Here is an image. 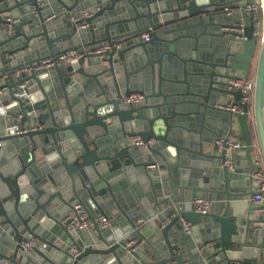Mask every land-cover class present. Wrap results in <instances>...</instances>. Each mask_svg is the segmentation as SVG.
<instances>
[{
    "label": "water",
    "instance_id": "95a60500",
    "mask_svg": "<svg viewBox=\"0 0 264 264\" xmlns=\"http://www.w3.org/2000/svg\"><path fill=\"white\" fill-rule=\"evenodd\" d=\"M253 1L0 0V90L8 89L0 95V264H233L231 255L240 260L247 247L262 248L264 229L250 227L245 218L255 209L247 199L255 191L227 165L216 169L215 161L225 163L227 155L209 139L197 135V146L189 148L171 139L178 102L168 101L156 83L168 52L160 42L168 35L202 25L204 33L221 37V53L198 72L200 104L226 110L230 135L235 126L248 161L253 166L259 153L262 163L255 168L264 166V39L255 31L253 13L245 24L224 17L225 7ZM86 8L91 15L77 22L89 24L86 32H78L77 23L67 31L51 27L54 21L46 19L54 11L69 16ZM149 29L150 39L143 41ZM103 43L111 47L100 56L94 51ZM68 50L81 53L76 63L36 70L42 60H57ZM249 76L255 78L251 107L232 83ZM134 93L144 99L123 101ZM5 98L10 104H3ZM221 100L243 112L217 107ZM134 136L158 144L131 145ZM185 152L189 164L182 162ZM206 166L215 169L212 188L205 175L195 184L184 178ZM176 169L180 186L173 181ZM120 182L138 189L135 207L127 211L129 199L117 195ZM201 193L222 201L213 212H198L191 202ZM77 203L94 219L92 229H69L61 221ZM119 212L128 220L124 230L112 223L103 228L96 220ZM183 220L195 235L203 228L209 232L198 245L199 261L171 239L173 226L182 228ZM249 228L259 235L250 243ZM29 234L38 239L31 252L22 246ZM73 245L78 256L69 252Z\"/></svg>",
    "mask_w": 264,
    "mask_h": 264
},
{
    "label": "crops",
    "instance_id": "0c3cea01",
    "mask_svg": "<svg viewBox=\"0 0 264 264\" xmlns=\"http://www.w3.org/2000/svg\"><path fill=\"white\" fill-rule=\"evenodd\" d=\"M238 3H235V7L232 9L225 7L224 17L228 19V22H232V20L240 19L242 24L247 23L248 21V12L244 10V7H241ZM240 6V7H239ZM53 9V6H51ZM230 9L227 11V9ZM89 10L90 8L82 9L77 11L74 14L67 15L64 10L54 11L52 12L46 19L47 21H54L51 27H59L62 30H68L73 23L72 16L81 14L84 10ZM247 14V15H246ZM261 17L262 23L264 27V8L261 10ZM226 19V20H227ZM184 26L186 24H191V22L182 21ZM89 25V24H88ZM98 29V28H96ZM88 29H85L83 32H86ZM149 29L148 31H150ZM205 27L200 26H193L187 27L177 32L168 35V41L160 42L162 43V47L168 52L165 54L163 58V72L161 74L162 78H159L157 74V81L156 83L162 84L163 91L167 94L168 101H176L178 102L174 105V109L170 107V110L175 111L176 115L172 120V123L176 125V127L171 132V139L174 140L181 146L184 147H195L197 146L198 142L200 141L199 138H195L197 135H202L205 139L204 141L207 142L209 139V145L211 147L215 146L214 141L216 138L225 137V136H233L237 139H241V135L237 128L233 127V133L230 135L229 131H231V125L229 123V115L225 111L211 109V108H204L200 103L203 102L202 96L199 94V85L201 83L202 77L199 76V70L206 66L207 62L213 60L214 57L219 55L222 51L223 42L221 37H217L214 34L204 33ZM210 30V28H209ZM92 37H89L91 40ZM151 74V73H150ZM84 78L82 77L80 81H83ZM7 88L2 89L1 94H5L7 92ZM180 93V94H178ZM10 99L5 98L3 101L4 105L10 104ZM228 105L226 100H221L217 103V107L219 105ZM15 109H20L16 107ZM227 109V108H224ZM170 112V111H169ZM179 125V126H178ZM178 126V127H177ZM201 131V132H199ZM185 134L190 135L189 137ZM190 143V145H189ZM207 148L205 147V150ZM186 150H183L184 152ZM217 153H220L219 151ZM189 152H185L182 155L183 157L182 162L189 164L190 159L188 158ZM232 161L233 167L230 168L226 163H219V161H215L216 169L222 168L224 165H227L231 173L234 175H238L240 178H243L247 181V189L256 191L257 184L254 179L250 178L254 170L256 169L257 163H262L261 155L257 154V162L252 164L248 161V157L244 154L243 149H239L235 151L231 157H229ZM216 160V159H215ZM198 163H196V166ZM214 168H210L208 166L203 167L201 172L190 170L185 175V179L189 182V184H195L196 180H200L198 177L200 176H207L209 180V188L213 187L214 180ZM213 174H210V172ZM253 171V172H252ZM190 174V176H189ZM216 177V176H215ZM182 175L179 173L178 169L173 170V181L176 186H180L182 181ZM219 179V177H217ZM131 183H135L131 180ZM121 185V191L118 192L119 200L129 199V203L132 204H124L123 209L129 210L135 207L133 203V192H137L138 189H131L127 184L124 182ZM203 184V183H201ZM178 187L175 188V191L178 192ZM199 194L200 197L211 201L209 211L213 212L216 206L221 203L222 200L218 198L212 193ZM214 195V196H213ZM250 203H252L255 209L252 210L250 215H245V218L249 220L250 227H260V229H264V223L262 220V216L257 212L256 206L252 202L251 197L247 198ZM101 215V214H100ZM172 216V215H171ZM170 217V216H169ZM111 218V217H110ZM170 220V218H165V220ZM127 217L122 212L117 214V217L111 218V225L114 228H119L124 230L127 225ZM183 223V221L181 222ZM161 224V222H160ZM200 231V232H199ZM197 234L192 230V233H187L184 227L182 228L173 226V229L170 231L171 239L177 240V250L181 251L184 248L187 252L186 254L190 253L193 250L194 260L199 261L200 258L203 257L201 249H198V245L201 241L208 235V231L206 228L199 230ZM256 230H249L246 231L248 235L245 236L247 242H253L259 235L255 233ZM3 236V231L0 232V238ZM263 243H264V235H262ZM199 240V243L197 242ZM76 246V245H73ZM208 249L212 247V244H208ZM262 248L254 249L251 247H247L246 254L241 256L242 260L240 261L238 258L239 256H232L235 259L233 264H264V244L261 246ZM193 260V261H194ZM239 260V261H238ZM219 264H223L217 261Z\"/></svg>",
    "mask_w": 264,
    "mask_h": 264
},
{
    "label": "built area",
    "instance_id": "2783aa9c",
    "mask_svg": "<svg viewBox=\"0 0 264 264\" xmlns=\"http://www.w3.org/2000/svg\"><path fill=\"white\" fill-rule=\"evenodd\" d=\"M264 8V0H257L250 3H247L244 6V10L253 13L254 15V25L256 27V33L260 34V39H264V27L260 31L258 30V26L262 20L261 10ZM227 11L230 9L226 8ZM91 15L90 10H84L81 14L73 15L72 21L73 23H77L82 18L89 17ZM88 28V23H77L78 32L85 30ZM151 31V30H150ZM150 31H147L141 35V39L143 41H147L150 39ZM110 45L108 43L101 44L94 52L103 56L106 51L110 49ZM81 57V53L78 50H68L60 54L57 60H53L51 58H47L41 61V63L36 66V70L52 68L56 65L61 64H74ZM233 85L237 88H240L242 91V99L243 103H247L249 107L252 106L253 103V95L255 89V78L254 76L242 77L232 81ZM2 90H0V95ZM144 99V95L141 93H134L129 96H124L123 101L125 103H138L139 101ZM221 108L231 109L234 112H243V108L241 106H230V105H219ZM131 145L137 146H145L151 147L156 146L158 144V140L155 138H150L147 141H144L140 136H134L131 139ZM215 146L218 148L219 152H223L227 155L226 164L232 168V161L229 157L235 152L241 149L244 146V142L241 139H237L233 136H225L216 138L214 141ZM1 145V143H0ZM252 177L257 184V188L255 193L251 196L252 202L256 206L257 212L262 216V220L264 223V166L262 165L260 168L255 169L252 173ZM194 209L198 212L207 213L209 211L211 201L204 199L203 197H196L192 202ZM99 225L103 228L111 225V218L106 215H98L96 217ZM61 221L64 225L69 229H76L77 231L90 230L94 227V219L90 216L86 208L81 204L77 203L74 206V210L69 213L63 215L61 217ZM169 222L168 220L163 221V225H166ZM183 227L187 233H192V226L189 222L183 220ZM38 244V239L33 235L29 234L22 242L23 248L31 252L32 249ZM69 252L73 256H78L81 251L77 246H72L69 249ZM80 264V263H79Z\"/></svg>",
    "mask_w": 264,
    "mask_h": 264
}]
</instances>
